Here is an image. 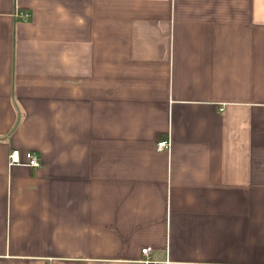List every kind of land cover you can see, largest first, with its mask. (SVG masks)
<instances>
[{
    "label": "crops",
    "instance_id": "1",
    "mask_svg": "<svg viewBox=\"0 0 264 264\" xmlns=\"http://www.w3.org/2000/svg\"><path fill=\"white\" fill-rule=\"evenodd\" d=\"M5 134L0 264H264V0H0Z\"/></svg>",
    "mask_w": 264,
    "mask_h": 264
},
{
    "label": "built area",
    "instance_id": "2",
    "mask_svg": "<svg viewBox=\"0 0 264 264\" xmlns=\"http://www.w3.org/2000/svg\"><path fill=\"white\" fill-rule=\"evenodd\" d=\"M14 16L21 18V19H27L29 17V13L23 10H20L19 8L14 12ZM156 148L159 151H162L164 149L170 148V141L163 139L159 140L156 144ZM9 164L10 165H24L31 168H38L40 166V159L39 156L32 151L25 152L24 154H21L19 150L14 149L11 150V152L8 154ZM23 159L25 161H23ZM151 247L145 246L143 247L141 252V264H158L157 261L153 260L151 258ZM207 264V263H206Z\"/></svg>",
    "mask_w": 264,
    "mask_h": 264
},
{
    "label": "rangeland",
    "instance_id": "3",
    "mask_svg": "<svg viewBox=\"0 0 264 264\" xmlns=\"http://www.w3.org/2000/svg\"><path fill=\"white\" fill-rule=\"evenodd\" d=\"M8 135H9V134H5V135L1 136V138H0V142L7 141V136H8Z\"/></svg>",
    "mask_w": 264,
    "mask_h": 264
}]
</instances>
